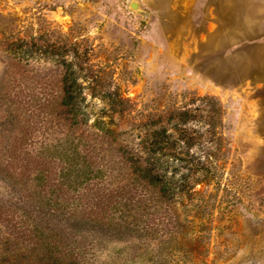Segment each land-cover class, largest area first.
I'll list each match as a JSON object with an SVG mask.
<instances>
[{
  "label": "rangeland",
  "instance_id": "obj_1",
  "mask_svg": "<svg viewBox=\"0 0 264 264\" xmlns=\"http://www.w3.org/2000/svg\"><path fill=\"white\" fill-rule=\"evenodd\" d=\"M72 71L89 125L80 130L117 136L102 143L105 184L75 199L67 190L86 168L64 177L63 194L56 185L80 134L56 98ZM157 134L186 151L157 154L184 188L170 201L130 186L119 158V147ZM45 165L44 187L15 173ZM115 182L139 200L112 203L101 187ZM82 192L90 205L76 212ZM15 201L52 212L46 224L87 249L85 264H264V0H0V208ZM91 211L106 215L105 234L72 227Z\"/></svg>",
  "mask_w": 264,
  "mask_h": 264
},
{
  "label": "trees",
  "instance_id": "obj_2",
  "mask_svg": "<svg viewBox=\"0 0 264 264\" xmlns=\"http://www.w3.org/2000/svg\"><path fill=\"white\" fill-rule=\"evenodd\" d=\"M69 65L71 66V63H69L68 66ZM61 81L63 82L61 84L62 89L60 93L56 95V98L58 107L63 110V115L65 114V120L70 121L72 124L71 126L74 127L73 129L75 130H80L79 127L85 125L89 126L84 105L85 98L82 90L83 86L78 81L75 72L72 71L69 74H65ZM7 100L10 102L14 101L11 94L8 95ZM96 129V131L87 132L85 130H80L79 136L74 137V142L71 143L70 147L65 146L67 153L58 160V162L62 164V169L60 171L61 175H59L58 181L56 182L57 186L61 185V194L64 193V177H68L69 174L71 175L74 173H79V175H81L83 173L80 172H84V168H86V170L83 176V182L76 183L74 188L69 186L67 190V193L70 195L76 192L70 197L73 199L76 197L80 198L81 193H79V191L84 188L89 190L87 188L88 184L94 183L96 185L104 182L101 174L103 170L99 169L101 167L100 159L103 152L102 143L106 137L109 138V142L113 143L112 140L116 141L117 136L113 137L110 130L107 131L103 127L99 126V128L96 127ZM122 135L125 140L131 141L128 140L130 138L129 133L123 132ZM191 142V140H188L186 144L189 146ZM122 144L123 143L120 142L119 146H122ZM176 144V140H172L168 135L159 136L157 134L149 138H141L130 148L128 145H124L123 149L119 147L120 161L129 167V175L132 176L130 186L132 185L134 186L133 188H135L139 185H148L158 193V198L160 195L168 201L172 200L179 191L183 192L184 188L177 190L175 181L169 179L170 176L168 177L167 171L175 162L171 161L169 157L164 159L162 155H157L159 151H166V156L168 155L167 152L174 151L175 160L185 159L183 156H179V154H184L186 151L179 150V152H177L179 145L176 146ZM102 161L107 164L110 162L104 159ZM50 162L51 159H49V163ZM10 163L11 160H8L7 164ZM45 166H43L44 168H36L37 170H33L26 178L19 170H15V173L17 176H22L20 180H22V182L24 180L23 183L28 187H30V184L36 179L43 180L41 183L43 184L45 183L44 181H46L48 176L47 172L50 168V165ZM94 166L96 169H93ZM31 176H33V178H31ZM104 188L108 189L106 193L114 204H119V199L117 198H122L126 203L137 199V195H131L128 199H124V196H126L124 183H108V185H103L101 187V189ZM43 192H45V190L42 191L40 189V194ZM129 193H132L131 188ZM82 195L83 200L75 205L76 208L74 210L76 212L82 207L89 208L86 206L89 204L87 198L85 199L86 193L82 192ZM58 198H60L59 195ZM58 209V206H56L55 210ZM31 212L32 211L22 208V204L21 202L19 203V201H15L13 204L0 208L1 222H3L1 226H4L6 229L3 230L1 228L0 230V264H85L84 258L87 249L82 247L79 251L77 250L78 246L67 244L61 235L58 233L54 234V231L46 224L45 218L54 216L52 212L48 211L47 214H36ZM115 212L120 213V211L116 209ZM91 213L92 215L90 217L84 215V217L77 218L76 220L74 219L72 227L90 224L88 228L89 231L105 234V227L108 223V221H106L107 223L105 222L106 215L96 211H91ZM35 216L38 217V219ZM123 217L124 216L120 214L117 217H110L109 220L112 219L119 222L123 220ZM118 218H120V220ZM42 250L43 253L41 254ZM35 255V261L28 262L30 257L32 256L34 258Z\"/></svg>",
  "mask_w": 264,
  "mask_h": 264
},
{
  "label": "bare ground",
  "instance_id": "obj_3",
  "mask_svg": "<svg viewBox=\"0 0 264 264\" xmlns=\"http://www.w3.org/2000/svg\"><path fill=\"white\" fill-rule=\"evenodd\" d=\"M132 6L136 8L138 6V3L137 2H133Z\"/></svg>",
  "mask_w": 264,
  "mask_h": 264
},
{
  "label": "water",
  "instance_id": "obj_4",
  "mask_svg": "<svg viewBox=\"0 0 264 264\" xmlns=\"http://www.w3.org/2000/svg\"><path fill=\"white\" fill-rule=\"evenodd\" d=\"M135 8V7H134Z\"/></svg>",
  "mask_w": 264,
  "mask_h": 264
}]
</instances>
